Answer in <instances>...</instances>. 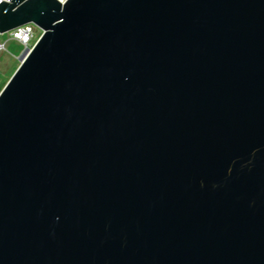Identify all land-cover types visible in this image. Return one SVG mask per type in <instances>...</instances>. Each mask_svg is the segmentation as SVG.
<instances>
[{
  "label": "water",
  "instance_id": "obj_1",
  "mask_svg": "<svg viewBox=\"0 0 264 264\" xmlns=\"http://www.w3.org/2000/svg\"><path fill=\"white\" fill-rule=\"evenodd\" d=\"M26 23L0 264H264V0L0 3Z\"/></svg>",
  "mask_w": 264,
  "mask_h": 264
},
{
  "label": "rangeland",
  "instance_id": "obj_2",
  "mask_svg": "<svg viewBox=\"0 0 264 264\" xmlns=\"http://www.w3.org/2000/svg\"><path fill=\"white\" fill-rule=\"evenodd\" d=\"M64 1V0H62ZM0 40H6V49L0 50V91L9 81L15 70L21 64V55L25 46L8 39V34L0 35ZM32 41L31 43H33Z\"/></svg>",
  "mask_w": 264,
  "mask_h": 264
},
{
  "label": "built area",
  "instance_id": "obj_3",
  "mask_svg": "<svg viewBox=\"0 0 264 264\" xmlns=\"http://www.w3.org/2000/svg\"><path fill=\"white\" fill-rule=\"evenodd\" d=\"M2 1L3 0H0V3ZM42 32L43 30H41L34 23H26L6 33L8 34V39L19 42L20 44L24 45L25 48L32 49L33 46L38 41V39L40 38V36L42 35ZM6 33H3V34H6ZM3 34L0 33V35H3ZM32 41L34 42L31 43ZM6 43H7L6 40H0V50L6 49Z\"/></svg>",
  "mask_w": 264,
  "mask_h": 264
},
{
  "label": "bare ground",
  "instance_id": "obj_4",
  "mask_svg": "<svg viewBox=\"0 0 264 264\" xmlns=\"http://www.w3.org/2000/svg\"><path fill=\"white\" fill-rule=\"evenodd\" d=\"M64 1H65V0H64ZM64 1H63V2H64Z\"/></svg>",
  "mask_w": 264,
  "mask_h": 264
}]
</instances>
